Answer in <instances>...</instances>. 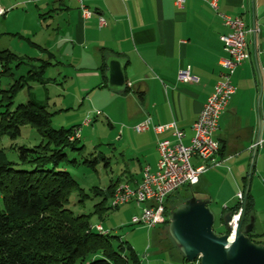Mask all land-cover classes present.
<instances>
[{"label":"crops","instance_id":"0c3cea01","mask_svg":"<svg viewBox=\"0 0 264 264\" xmlns=\"http://www.w3.org/2000/svg\"><path fill=\"white\" fill-rule=\"evenodd\" d=\"M81 1L92 13L87 19L81 17L77 0H54L42 6L47 10L43 15H47L49 21L43 18L39 29L49 31L52 26L55 29H51L52 34L44 44L27 38L38 52L30 59H34L32 64L35 65L45 60L48 52L54 65L70 64L71 70L76 73L71 76V84H76L77 80L79 87V94L75 97L80 95L90 100L92 95L103 94L106 99V95L112 92L130 102L131 106L123 110L127 126L118 139H126L128 150L132 152L127 159L130 163L124 165L125 180H119L118 184L127 183L130 187L140 182L143 168L156 171L157 143L163 140L174 142L171 131L155 133L149 129L137 133L133 127L147 120L151 126L175 122L184 134L182 143L189 145L193 123L220 81V61L227 57L220 38L229 30L222 16L239 17L251 30L246 36L249 57L236 67L231 76L234 94L217 123L215 139L220 145L216 156L219 166L203 173L198 183L192 186L191 193L194 197L207 200L208 205L213 201L214 205H221L216 224L220 228V218L239 203L236 195L244 193L254 141L258 135L249 191L250 215L255 218L253 234L264 242V209L259 208L260 201L264 199L260 188V180L264 178V0H184L181 7L175 4V0ZM212 1H215L216 8L210 5ZM11 15L10 12L4 15L2 25H6ZM99 18L105 21L104 26L99 25ZM2 30L8 34L7 28L2 26ZM8 35L12 37V34ZM32 44L45 49V53ZM65 46L70 47L71 55L67 59L61 52ZM254 48L261 74L259 106L260 83L253 57ZM4 50L15 54L11 48ZM111 57L123 64L125 91L115 92L107 87L105 65ZM186 69L193 78L191 82L177 79L179 72ZM234 199L237 203L229 206ZM163 244L165 251L174 254L175 259L171 262L184 264L177 251L167 243Z\"/></svg>","mask_w":264,"mask_h":264},{"label":"trees","instance_id":"16d2710c","mask_svg":"<svg viewBox=\"0 0 264 264\" xmlns=\"http://www.w3.org/2000/svg\"><path fill=\"white\" fill-rule=\"evenodd\" d=\"M32 45L45 53V49ZM46 54L45 60L33 65L34 59L22 60L8 50L0 51V77L9 74L12 64L18 66L26 62L31 67L26 77L16 80L5 90L0 89V108H4L0 112V139L15 141L25 126L33 128L41 138L39 144L32 147L10 146L9 150L17 154L16 162L8 161L7 149L0 147V264H141L129 244L102 228L96 229L100 226L91 227L90 215H75L67 208L74 191L89 198L67 171L69 165L78 164L76 158L68 159L67 152L77 153L79 157L83 151L78 147L79 137L74 133L78 127L69 130L50 128L51 114L47 111V103L39 102L31 94L26 103L13 107V99L24 87L30 88L31 83L48 84L42 75L55 65L51 62V54ZM82 163L90 162L84 159ZM118 182L110 183L105 189H90L94 197L101 199L93 212L99 218L111 208L105 205L112 198ZM182 190L181 195L176 191L166 200L162 226L168 224L170 199L181 200L173 205L175 207L193 197L192 186ZM240 207L241 201L228 213L234 215ZM250 213L249 193L246 223ZM224 216L220 218L221 222ZM248 237L252 242L264 245L253 232ZM169 247L180 254L175 245Z\"/></svg>","mask_w":264,"mask_h":264},{"label":"rangeland","instance_id":"374dc122","mask_svg":"<svg viewBox=\"0 0 264 264\" xmlns=\"http://www.w3.org/2000/svg\"><path fill=\"white\" fill-rule=\"evenodd\" d=\"M51 1L54 0H0V6L5 10L0 15L2 17L0 18V27L7 28L8 34H12L11 37L8 34H4L3 30L0 31V51L11 48L22 60L38 55V52L29 44L27 38L33 42L44 44L45 40L52 34L51 29H55L54 26L49 27V31L39 29V25L43 23V18H45V21H49L47 15H43L47 10L42 6L46 2ZM8 11L12 15L6 25H2L4 15L9 14ZM57 21L58 19L55 20L54 25H56ZM69 50V46L61 49L65 59L70 58ZM30 69L31 67L26 62L18 66L17 64H12L9 67V74L0 77V89L5 90L16 80L26 77ZM75 75L76 73L71 70V65L66 62L65 65L57 64L49 67L42 75V79L47 81L48 84L31 83L29 84L30 88L24 87L13 99V107L26 103L28 94H31L39 102L47 103V111L51 114L50 128L54 130H69L71 127L78 125L81 129L78 147H82L83 151L79 157L77 153L67 152V157L70 161L73 158L78 161L77 166L69 165L67 171L79 185V188L82 189L83 194L89 196V198L80 196L78 191L72 192L67 208L73 214L90 215L89 223L91 227L101 226L105 232H109L112 236L129 244L141 264H175L171 262V259H175L174 254L165 251L164 244L160 243L161 240L174 247L168 235V224L154 228H148L142 224H131L132 218L141 214V207L130 203L116 207L117 209L110 208L101 215V218L93 213L94 206L101 199L94 197L90 189L92 187L105 189L110 183L125 180L124 165L130 163L127 159L130 158L129 155L132 152L128 150L126 139L123 138L120 141L118 139L122 130L127 126L123 110L126 107H130L131 104L123 100L122 97L118 98L112 92L106 95V99L103 98V94L92 95L90 100L85 98V96L80 97L79 95V97H75V94L76 96L79 94L77 80H75L76 84H71V76ZM3 110L4 108L1 107L0 112ZM84 124L86 125L83 126ZM40 141L41 138L36 131L30 126H25L21 128V134L15 141H9L6 138L0 139V147L7 149L5 155L8 161L16 162L17 154L14 150H9L10 146L32 147L39 144ZM128 142L131 146L130 140ZM123 152L124 156L122 157ZM84 159L90 163L83 164ZM260 181L261 196H263L264 178ZM120 185L118 184L116 189ZM210 190L212 194V187ZM182 191L179 190L178 194L181 195ZM183 197H186V195L184 194ZM196 198L200 199L199 197ZM178 201L181 200L176 199V197L170 199L168 209L171 210ZM260 202L259 208L264 209V199ZM236 203L237 200L234 199L229 206ZM220 206V204L214 205V201L208 205L209 211L214 217L213 230L216 234L223 232L222 228H217L216 226L220 216ZM105 207H110V199ZM262 218H264V214Z\"/></svg>","mask_w":264,"mask_h":264},{"label":"built area","instance_id":"2783aa9c","mask_svg":"<svg viewBox=\"0 0 264 264\" xmlns=\"http://www.w3.org/2000/svg\"><path fill=\"white\" fill-rule=\"evenodd\" d=\"M77 1L81 17L83 19L89 18L92 13L82 4L81 0ZM121 1L126 2L127 0ZM183 2L184 0H175L178 7H181ZM210 5L216 8L215 1H212ZM4 11V8L0 6V15ZM222 20L229 30L228 34L220 38L227 57L220 61L222 69L220 81L216 83L213 92L207 98L196 121L193 123V135L189 145L182 143L184 134L177 128L175 122L163 126H151L147 120L133 127V130L137 133L149 129H152L155 133L171 131L174 138L173 143L167 140L157 143L158 161L156 171L152 172L148 167L143 168L140 182L135 187L122 183L120 197L110 199V207L113 209H115V204L133 203L141 207V214L131 220L133 225L142 224L148 228L162 225L165 221L166 200L183 187L196 185L203 173L219 166L216 156L219 153L220 145L215 139L217 123L234 94L231 76L236 67L243 64L249 57L246 36L251 33V30L245 27L239 17L222 16ZM99 25H105L102 18H99ZM1 71L0 67V74ZM177 79L181 82L193 81V78L189 75V69L180 71ZM74 133L78 138L80 129L76 128ZM236 197L242 202L243 194L241 192ZM237 217L238 213L231 217L229 226L233 229ZM96 229H101V227H96ZM188 264H199V262L194 261Z\"/></svg>","mask_w":264,"mask_h":264},{"label":"water","instance_id":"95a60500","mask_svg":"<svg viewBox=\"0 0 264 264\" xmlns=\"http://www.w3.org/2000/svg\"><path fill=\"white\" fill-rule=\"evenodd\" d=\"M253 32L255 25L253 22ZM253 33V35H255ZM254 62L260 83L257 106L261 96V74L254 48ZM107 66V87L115 92L125 90L126 77L123 64L116 58H109ZM260 121L258 109V122ZM257 135L254 141L251 161L247 172V181L243 193L240 210L234 229L229 226L232 215L227 213L218 235L213 230L214 217L209 211L208 201L191 197L173 207L168 215V235L187 263L198 260L200 264H264V245L252 242L248 234L253 232L255 218L247 216L248 195L254 168Z\"/></svg>","mask_w":264,"mask_h":264},{"label":"bare ground","instance_id":"6f19581e","mask_svg":"<svg viewBox=\"0 0 264 264\" xmlns=\"http://www.w3.org/2000/svg\"><path fill=\"white\" fill-rule=\"evenodd\" d=\"M121 193H122V184L115 190L114 195L111 199H115V197H120ZM119 206H123V204H115V208Z\"/></svg>","mask_w":264,"mask_h":264}]
</instances>
